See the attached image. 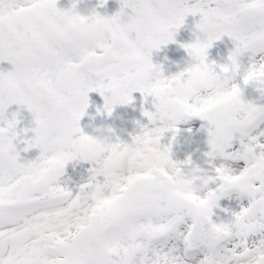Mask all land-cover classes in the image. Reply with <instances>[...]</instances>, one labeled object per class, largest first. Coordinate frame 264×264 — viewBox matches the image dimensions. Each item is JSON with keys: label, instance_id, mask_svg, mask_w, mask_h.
<instances>
[{"label": "snow or ice", "instance_id": "obj_1", "mask_svg": "<svg viewBox=\"0 0 264 264\" xmlns=\"http://www.w3.org/2000/svg\"><path fill=\"white\" fill-rule=\"evenodd\" d=\"M119 2L108 20L125 34L123 45L116 52L102 47L89 52L62 42L52 25L57 0H0V60L13 65L0 69V117L10 104L25 106L36 125L27 148L40 149L35 158L20 157L12 143L13 112L0 127V264H264V137L250 139L238 115L245 110L258 125L264 122V105L243 99L240 83L264 94V0ZM197 13L203 38L197 35L182 47L203 73L194 85L200 95L178 112L154 99L156 112L144 115L162 126L141 125L149 133L148 155L134 172L91 167L77 192L62 185L59 177L69 161H88L92 137L79 125L88 92H100L109 114L117 103L131 101L134 90L155 97L166 78L151 52L174 41L185 17ZM224 35L235 47L217 71L207 50ZM245 54L247 63L241 61ZM226 75L236 80L230 97L208 96ZM192 116L214 126L205 153L212 182L219 181L208 189L211 204L176 191L174 173L183 163L172 158L171 143L160 142L169 129L178 131L177 121ZM234 132L247 138L238 148ZM217 155L222 160L215 164ZM224 161L233 166H222ZM233 191L247 202L224 209L227 219L214 220L218 201ZM85 199L88 207L78 214Z\"/></svg>", "mask_w": 264, "mask_h": 264}, {"label": "rangeland", "instance_id": "obj_2", "mask_svg": "<svg viewBox=\"0 0 264 264\" xmlns=\"http://www.w3.org/2000/svg\"><path fill=\"white\" fill-rule=\"evenodd\" d=\"M189 2L191 3L193 0H189ZM82 3H93V0H82ZM78 7L85 11V8ZM97 13L102 16H112L115 12H109V10L100 6ZM199 19V13L187 15L184 23L175 32L174 41H169L167 44H162L158 49L152 50V63L158 66L159 74L162 77L168 78L192 62V57L182 45L194 41L197 35L203 38L202 34L196 29V23ZM234 47L233 40L227 35L222 36L219 40H214L211 47L207 50V61L209 63L215 62L214 67L219 71V65L228 61L229 52ZM241 61L247 63L248 54L242 56ZM12 68L13 65L9 61L0 60V69L10 71ZM240 83L243 89L246 85L242 81ZM96 94H100V92L95 90L88 92V107L79 121L80 128L84 134L94 136L97 128H100L109 137L111 142L117 143L131 141L132 136L140 130L141 125H147L149 128L162 126L159 120L153 123L144 115L145 110L153 113L156 112L155 97L150 94L145 96L139 90H134L131 93L133 99L127 103H117L114 105L111 114L104 108V103L99 104V101L94 98ZM141 96L142 101H139L138 99ZM261 105H264V102ZM13 112L17 113V123L14 127L16 134L12 136V143L16 145L21 158H35L39 154L40 149L35 147L27 148V144L35 136L33 128L36 125L33 114L25 106L15 103L10 104L5 110L4 116L0 117V127L6 126V120L12 119ZM259 126L264 128V122L260 123ZM199 127L200 123L197 116L181 119L176 122V129L178 131L172 129L166 131L161 137V145L171 143V156L177 161H183L188 157L196 163L208 160L209 158L205 156V153L210 150L208 142L195 146L194 138L192 137ZM12 131H9V135H11ZM235 135L234 132L232 144L233 148H238L240 139L246 140L247 138ZM26 148L27 151H25ZM221 160L222 158L217 155L213 159V163L218 164ZM243 163V161L239 162L241 166H243ZM205 166L211 167V165ZM91 167V164L87 160L80 158L71 160L67 163L64 174L59 177V181L75 193L79 190L81 184L87 182L91 174L89 171ZM218 183L219 181L210 182L209 188H216ZM238 197L239 193L236 191L230 192L227 196H222L218 201L220 207L213 209V219H227L229 213L224 211V209H235L238 208L240 202H247L246 197L239 200Z\"/></svg>", "mask_w": 264, "mask_h": 264}, {"label": "clouds", "instance_id": "obj_3", "mask_svg": "<svg viewBox=\"0 0 264 264\" xmlns=\"http://www.w3.org/2000/svg\"><path fill=\"white\" fill-rule=\"evenodd\" d=\"M222 14H227V6H219ZM108 17L98 15L95 10L85 12L77 6V0H70L65 7L58 8L52 18V25L60 34L65 45L78 44L85 51H92L98 47L118 51L125 41V34L120 29H113ZM203 78L199 70L196 58L192 57L189 63L180 72L164 80L155 94L158 104L166 106L169 111L178 112L189 106L200 92L194 87L196 82ZM236 85L233 75H226L207 90L208 96L218 100L230 97L232 89ZM239 123L246 135L256 140L264 137V128L260 127L254 119H251L245 110H240ZM7 132V129H5ZM149 133L140 128L131 138V141L113 143L100 128L92 137L88 149V161L92 167L98 170L132 173L143 162L141 157L148 155L146 151V139ZM182 167H178L175 176V189L181 195L194 193L199 199L209 202V184L213 180L211 161L204 160L200 163L180 161ZM222 166L232 167L231 162L224 161ZM88 207L87 200L81 202L77 208L78 214H83Z\"/></svg>", "mask_w": 264, "mask_h": 264}, {"label": "water", "instance_id": "obj_4", "mask_svg": "<svg viewBox=\"0 0 264 264\" xmlns=\"http://www.w3.org/2000/svg\"><path fill=\"white\" fill-rule=\"evenodd\" d=\"M105 3L111 7H115L118 9L120 7L119 0H105ZM242 98L246 101H252L253 103L259 105L260 101L264 99V94H261L259 91H257L255 86L252 85L244 91V93L242 94ZM201 121L203 124V128L198 132L199 139H203L209 133V128L214 127L213 125H210L207 120L201 119Z\"/></svg>", "mask_w": 264, "mask_h": 264}, {"label": "flooded vegetation", "instance_id": "obj_5", "mask_svg": "<svg viewBox=\"0 0 264 264\" xmlns=\"http://www.w3.org/2000/svg\"><path fill=\"white\" fill-rule=\"evenodd\" d=\"M65 6H67V5H65V1L64 0H59V2L57 4V7L60 8V7H65ZM79 6L83 7L82 4H80ZM91 8H92L91 6H87V9H85V12L92 11Z\"/></svg>", "mask_w": 264, "mask_h": 264}]
</instances>
